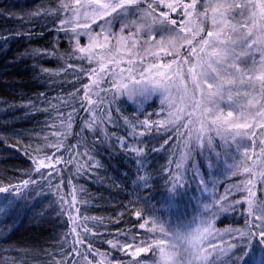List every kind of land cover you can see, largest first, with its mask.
<instances>
[{
    "label": "trees",
    "instance_id": "1",
    "mask_svg": "<svg viewBox=\"0 0 264 264\" xmlns=\"http://www.w3.org/2000/svg\"><path fill=\"white\" fill-rule=\"evenodd\" d=\"M91 1L0 0V264H133L134 250L122 243L149 218L169 210L188 219L196 211L180 174L193 125L185 117L166 121L158 100H131L122 85L129 78H121L131 64L82 44L77 33L100 18L75 10L87 14ZM196 3L128 4L178 27ZM249 8L264 27V0ZM150 59L184 61L166 52ZM222 134L223 125L213 124L214 144ZM250 146L247 163L261 157L264 168V123ZM217 226L252 234L233 239L215 264H264V236L248 212H228Z\"/></svg>",
    "mask_w": 264,
    "mask_h": 264
},
{
    "label": "rangeland",
    "instance_id": "2",
    "mask_svg": "<svg viewBox=\"0 0 264 264\" xmlns=\"http://www.w3.org/2000/svg\"><path fill=\"white\" fill-rule=\"evenodd\" d=\"M87 1L67 3L80 7ZM95 1L87 14L75 10L86 20L100 18L77 33L82 44L106 61L131 64L121 73L129 78L122 85L131 100H158L166 121L185 117L193 125L180 174L192 189L196 211L188 219L169 210L149 218L135 238L122 243L134 250L133 264H215L226 257L233 239L252 234L251 227H218L228 212L245 210L264 236L263 158L247 163L250 139L264 123V27L258 29L249 8L254 0H197L178 27L149 9L131 7L133 0ZM161 52L179 53L186 63L155 66L148 60ZM216 123L226 134L214 144Z\"/></svg>",
    "mask_w": 264,
    "mask_h": 264
}]
</instances>
